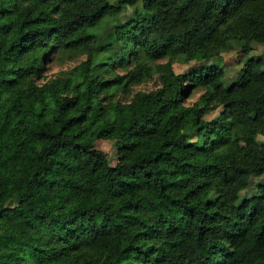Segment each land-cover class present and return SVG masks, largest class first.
<instances>
[{
    "label": "trees",
    "instance_id": "16d2710c",
    "mask_svg": "<svg viewBox=\"0 0 264 264\" xmlns=\"http://www.w3.org/2000/svg\"><path fill=\"white\" fill-rule=\"evenodd\" d=\"M127 6L97 42L90 28ZM232 38L264 43V0H0V264H264V58L227 84L216 62L172 67ZM115 40L95 60L92 43ZM54 45L86 56L36 82ZM153 71L156 87L104 99Z\"/></svg>",
    "mask_w": 264,
    "mask_h": 264
},
{
    "label": "rangeland",
    "instance_id": "374dc122",
    "mask_svg": "<svg viewBox=\"0 0 264 264\" xmlns=\"http://www.w3.org/2000/svg\"><path fill=\"white\" fill-rule=\"evenodd\" d=\"M133 10L134 7L127 6L119 13L105 17L100 21L98 25H96V27H91L90 30L94 31L98 37V39H96L97 42L101 41L100 43L103 44V42L105 41L104 38L106 37L107 30L112 26V24L115 23L118 19L124 20L133 12ZM251 42L252 48L247 53H241L239 51L241 41L238 38H232L230 40L229 46L222 48L219 51V55L216 57L205 59L200 54H197L194 58L185 62L174 58L172 59V67L176 72H183L192 65H196L202 62H216L223 70L221 80L224 84H227L233 78L245 57L253 55L262 56L264 58V43H260L254 40ZM92 45V48L95 52L94 58L98 62L101 60H111L114 57L116 51H119L120 48V42L116 40L111 45H109L107 49H100L98 43L93 42ZM85 56L86 54L84 50L80 47L67 49L54 45L49 49V51L47 50V52L45 53L43 61H41V64H39L37 75L35 77L33 75V79L36 82H43L55 75L65 74L68 69L76 65L80 60L84 59ZM137 59L153 66L157 62L166 60L167 57L165 56L150 60L147 59L142 54V52H139ZM112 64L113 65L111 66V72L123 73L133 66L134 58L128 56L127 60L123 64L117 63L115 61ZM158 84L159 80L157 78V72L153 71L149 76H145L139 82H126L124 84L108 87L104 92V99L106 101H112L116 99L120 101H127L135 91L148 90L156 87ZM202 91L203 87L201 85L192 86L187 96L185 97L184 102L187 104L193 102L197 99ZM219 109L220 107H216L214 110L205 113L204 117L208 119L217 115ZM95 146L106 152L110 163H113L115 161V148L112 145L111 140H96ZM261 176L262 175H251L247 187L240 190V196L250 194L254 190V183ZM13 203H15V200L8 201V204ZM214 264L220 263L216 262Z\"/></svg>",
    "mask_w": 264,
    "mask_h": 264
}]
</instances>
